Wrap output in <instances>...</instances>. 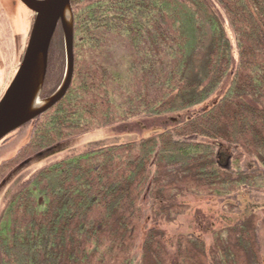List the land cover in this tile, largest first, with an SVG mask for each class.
<instances>
[{
  "label": "trees",
  "instance_id": "16d2710c",
  "mask_svg": "<svg viewBox=\"0 0 264 264\" xmlns=\"http://www.w3.org/2000/svg\"><path fill=\"white\" fill-rule=\"evenodd\" d=\"M71 8V84L20 128L31 133L0 163V188L77 137L136 121L164 129L38 169L0 215V264H262L264 208L214 231L211 245L173 236V254L155 225L189 210L176 202L184 195L219 199L237 217V199L264 190V0H71ZM64 70L58 25L41 99ZM218 145L228 149L223 163ZM144 202L155 223L146 229Z\"/></svg>",
  "mask_w": 264,
  "mask_h": 264
},
{
  "label": "rangeland",
  "instance_id": "374dc122",
  "mask_svg": "<svg viewBox=\"0 0 264 264\" xmlns=\"http://www.w3.org/2000/svg\"><path fill=\"white\" fill-rule=\"evenodd\" d=\"M4 4L8 16V26L3 24L5 31L0 42V48L2 49L6 64L2 76L0 77V98L18 69L21 57L28 42V36L33 21L32 17L28 22V13L19 4H13L12 0H5ZM223 27L230 40L233 56L237 59L234 34L225 20H223ZM138 123V121H136V123L132 122L127 127H123V129L109 128L91 132L31 158L26 165L18 169V171L0 188V215L8 199L11 198L38 169L58 160L87 153L104 146L147 139L162 132L164 129L162 126L145 127L144 125H146V123L144 121L141 124L142 126L139 127L137 125ZM30 133L31 125L19 129L2 139L0 141V163L13 158L27 142ZM218 147L220 148L219 159L223 163L228 154V149L224 145H218ZM251 164L252 163L247 162L246 166L251 168ZM251 194L253 198L252 196H240L237 199L240 206L237 217L231 216L232 213L227 211L225 205L222 204L219 199L214 197L184 195L179 197L176 202L178 204L187 205L189 210L185 214L173 218L171 223L161 221L156 225L152 220L149 203L144 202V229L154 225L164 229L167 234L166 245L171 254H173L174 251L173 236L177 234H185L190 238L199 237L202 238L207 245H211L212 233L214 231L232 223H237L239 218L246 216L251 211L264 208V190L253 191ZM227 219H231L232 222L226 221ZM258 242L262 252V264H264V219L258 230ZM215 264L218 263L216 262Z\"/></svg>",
  "mask_w": 264,
  "mask_h": 264
},
{
  "label": "water",
  "instance_id": "95a60500",
  "mask_svg": "<svg viewBox=\"0 0 264 264\" xmlns=\"http://www.w3.org/2000/svg\"><path fill=\"white\" fill-rule=\"evenodd\" d=\"M34 13V21L20 65L0 98V141L59 102L73 77V15L71 0H20ZM68 15L66 22L65 16ZM61 28L65 70L61 84L49 97L40 98L51 41Z\"/></svg>",
  "mask_w": 264,
  "mask_h": 264
},
{
  "label": "flooded vegetation",
  "instance_id": "af4514ba",
  "mask_svg": "<svg viewBox=\"0 0 264 264\" xmlns=\"http://www.w3.org/2000/svg\"><path fill=\"white\" fill-rule=\"evenodd\" d=\"M4 1L5 0H0V42H1V37L3 36L4 31H5V27L3 26V24L8 26V16H7V11H6V8H5ZM12 3L13 4H19L21 7H23L27 11V13H28V22L32 19V17H33V21H34V18H35L34 17V13L32 11H30L28 8H26L24 6V4L20 0H12ZM33 21H32V24H33ZM32 24H31V28H32ZM31 28H30V31H31ZM29 35H30V32H29ZM28 38H29V36H28ZM0 45H1V43H0ZM22 57H23V55H22ZM22 57H21V60H22ZM5 65L6 64H5V60L3 58L2 49L0 48V77L2 76V73L4 71V66Z\"/></svg>",
  "mask_w": 264,
  "mask_h": 264
},
{
  "label": "bare ground",
  "instance_id": "6f19581e",
  "mask_svg": "<svg viewBox=\"0 0 264 264\" xmlns=\"http://www.w3.org/2000/svg\"><path fill=\"white\" fill-rule=\"evenodd\" d=\"M68 18H69V16H68V15H66V16H65V20H66V22L68 21Z\"/></svg>",
  "mask_w": 264,
  "mask_h": 264
}]
</instances>
